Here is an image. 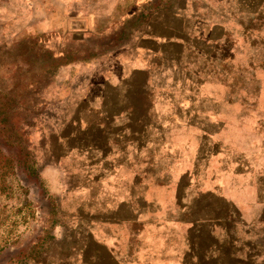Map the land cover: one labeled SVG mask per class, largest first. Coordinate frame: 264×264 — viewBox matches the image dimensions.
<instances>
[{
	"label": "rangeland",
	"instance_id": "obj_1",
	"mask_svg": "<svg viewBox=\"0 0 264 264\" xmlns=\"http://www.w3.org/2000/svg\"><path fill=\"white\" fill-rule=\"evenodd\" d=\"M214 1L224 21L211 55L159 76L150 93L181 103L165 107L181 160L160 155V186L132 220L106 189L84 192L78 171L63 184L46 170L58 151L57 53H107L174 0H121L83 41L61 28L0 38V264H181L193 233L199 254L211 246L224 263L264 264V0H212L208 13Z\"/></svg>",
	"mask_w": 264,
	"mask_h": 264
},
{
	"label": "crops",
	"instance_id": "obj_2",
	"mask_svg": "<svg viewBox=\"0 0 264 264\" xmlns=\"http://www.w3.org/2000/svg\"><path fill=\"white\" fill-rule=\"evenodd\" d=\"M119 1L0 0V38L23 28L45 32L61 28L62 35L83 41L86 32L119 9ZM214 3L216 7L208 13L212 0H174L168 13L142 21L136 34L104 54L72 60L58 51L64 61L52 83L59 109L52 111L50 132L58 151L47 172H59L64 184L70 172L78 171L77 183L84 185V192L90 194L94 185L106 189L109 201L123 204L127 219L132 220L136 206L144 208L143 203L160 186L159 175L151 174L160 169V155L171 153L174 161L181 160L177 157L181 149L170 144L171 133L165 125L176 121L175 111L165 107L176 106L178 113L181 103L155 99L150 93L159 89V76L168 75L177 65L192 67L196 60L211 55L224 21L222 7ZM76 7L81 13L71 16ZM100 199L108 201L102 195ZM189 225L191 230L197 227L194 221ZM194 235H188L185 255L176 259L179 263L229 264L216 260L211 246L199 254Z\"/></svg>",
	"mask_w": 264,
	"mask_h": 264
},
{
	"label": "trees",
	"instance_id": "obj_3",
	"mask_svg": "<svg viewBox=\"0 0 264 264\" xmlns=\"http://www.w3.org/2000/svg\"><path fill=\"white\" fill-rule=\"evenodd\" d=\"M53 59V58H52ZM54 60V59H53Z\"/></svg>",
	"mask_w": 264,
	"mask_h": 264
}]
</instances>
